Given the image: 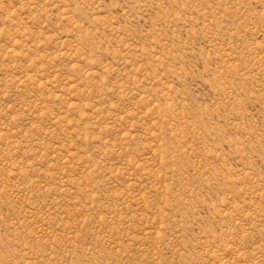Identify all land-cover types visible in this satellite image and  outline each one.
<instances>
[{
    "label": "rangeland",
    "instance_id": "1",
    "mask_svg": "<svg viewBox=\"0 0 264 264\" xmlns=\"http://www.w3.org/2000/svg\"><path fill=\"white\" fill-rule=\"evenodd\" d=\"M0 264H264V0H0Z\"/></svg>",
    "mask_w": 264,
    "mask_h": 264
}]
</instances>
